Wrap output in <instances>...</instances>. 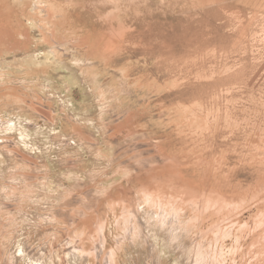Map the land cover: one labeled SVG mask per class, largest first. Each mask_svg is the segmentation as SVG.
<instances>
[{
  "label": "rangeland",
  "instance_id": "374dc122",
  "mask_svg": "<svg viewBox=\"0 0 264 264\" xmlns=\"http://www.w3.org/2000/svg\"><path fill=\"white\" fill-rule=\"evenodd\" d=\"M0 167V264H264V0H0Z\"/></svg>",
  "mask_w": 264,
  "mask_h": 264
},
{
  "label": "bare ground",
  "instance_id": "6f19581e",
  "mask_svg": "<svg viewBox=\"0 0 264 264\" xmlns=\"http://www.w3.org/2000/svg\"><path fill=\"white\" fill-rule=\"evenodd\" d=\"M49 9V8H48ZM52 9V8H51ZM50 9V10H51ZM48 12H49V10H48ZM50 15H51V13H49ZM87 64V63H86ZM88 64H89V62H88ZM87 64V65H88ZM91 65V64H90ZM89 66H87V68H88ZM90 68V67H89ZM117 95V94H116ZM127 111H128V109H127ZM127 116H128V113H127ZM130 116V115H129ZM126 120H127V118H125ZM120 125V124H119ZM8 141V140H7ZM11 142V141H10ZM5 144V143H4ZM3 144V145H4ZM8 145V144H7ZM156 156H158V155H156ZM161 158V157H160ZM76 161V160H75ZM75 161H73L74 163H75ZM70 163H71V161H70ZM71 164H73V163H71ZM73 168H75V167H73ZM141 168V167H140ZM3 170H4V168H2L1 169V167H0V175L2 174V172H3ZM71 171V170H70ZM6 172V171H5ZM12 175L10 176L9 174H8V179L10 180V179H12V180H15L16 178H15V176H14V174L13 173H11ZM6 175V174H5ZM21 181V180H20ZM40 182V181H39ZM31 185V184H30ZM8 187H9V185H8ZM10 188H11V186H10ZM25 188V187H24ZM36 188V187H35ZM66 188V187H65ZM64 188V189H65ZM26 189V188H25ZM41 191V190H40ZM43 191V190H42ZM18 192V193H17ZM16 192V195L13 197L14 199H16V197L17 198H19L20 196H18V195H21L22 194V192L21 191H17ZM5 193H6V189L4 188V185L3 186H1V184H0V204H1V200H2V197H3V194L5 195ZM34 193H36V190L35 189H33V190H28V195H27V197H23V198H21L22 200L24 199V201L25 202H27V200H28V198H31L32 196H33V194ZM45 193V192H44ZM144 195H145V202L146 203H153V202H155V203H153V204H156L155 206L157 207V209H156V214H158L157 215V217H156V221H157V226L159 225V227L160 228H164L165 227V224H170L169 226H170V232H168V233H171V231H172V233H173V235L175 234V232H173L174 231V223H176L175 222V218L173 217V215L174 214H171V216H170V213H169V207L168 208H164L163 207V209H162V206H166V205H170V204H167V202L165 203L164 202V200H163V198L161 197V195L158 193V192H151V191H148V190H144ZM41 194H43V192H41ZM40 194V195H41ZM46 194V193H45ZM36 195L37 194H35L34 196H35V198H36ZM43 196V195H42ZM45 196V195H44ZM34 198V197H33ZM42 199V198H41ZM53 204H54V199H53ZM174 202V201H173ZM89 203V202H88ZM92 203V202H91ZM90 203V204H91ZM94 203V202H93ZM170 203V202H169ZM176 203V202H175ZM174 203V204H175ZM198 203V202H197ZM204 203V202H203ZM199 205H201L200 203H198ZM10 205H12V204H10ZM92 205V204H91ZM95 205V204H94ZM203 205V204H202ZM201 205V206H202ZM204 205H205V203H204ZM5 206H9V204L7 205V204H5ZM13 206V205H12ZM200 206V207H201ZM206 206V205H205ZM42 207V206H41ZM40 207V208H41ZM138 207V206H137ZM160 207H161V209H160ZM199 207V206H198ZM1 208V207H0ZM52 208H54V207H52ZM139 208V207H138ZM172 208H174L175 210H174V212L173 213H177L178 212V207H175L174 205H172ZM206 208V207H205ZM217 208V207H216ZM218 208H220V207H218ZM217 208V209H218ZM36 209V208H35ZM159 209V210H158ZM50 212H49V216H53V213L55 212L54 210H52V209H48ZM130 210V209H129ZM146 210L147 209H145V212H146ZM22 213V216L21 217H23L24 215V219L23 220H27L28 221V226H29V229H31V230H36L38 227H40V225L42 224V222L44 221L43 220V218L44 217H42V215H44V214H46L45 212L43 213V214H39V215H37V217H35L34 215H33V213H31V215H27L28 214V212H25V210H20ZM19 211V212H20ZM130 211H132V212H130ZM130 211H128L129 213H130V217H127V218H125L124 219V224H125V229H124V231H125V234L123 235V236H121V240L119 241V243H120V245H122V242H124L126 239H128V240H131V239H133V240H135L134 239V237H135V234L137 233V232H139V231H136L135 229H136V225L134 224L135 222H134V214L136 213V211H137V209L135 208L134 210H130ZM202 211V210H201ZM148 212H150V211H148ZM30 213V212H29ZM151 213L153 214V212L151 211ZM155 213V212H154ZM179 213V212H178ZM141 214V213H140ZM146 214V213H145ZM151 214V215H152ZM199 214H201V212L199 213ZM203 214V213H202ZM139 215V214H138ZM150 215V214H149ZM11 216H13V215H11ZM126 216V215H125ZM144 216V215H143ZM170 216V217H169ZM197 216V215H196ZM202 216V215H201ZM201 216H199L198 215V217H201ZM135 217H137V216H135ZM141 217V216H140ZM153 217V216H152ZM155 217H153V218H155ZM16 216H13L12 217V220L13 221H9L8 222V225H12V224H15V225H12V227L13 226H16V225H18V221L16 220ZM124 218V217H123ZM138 218V220H139V216L137 217ZM136 218V219H137ZM141 218H143V217H141ZM202 219V218H201ZM11 220V219H10ZM138 220H137V222H138ZM145 220V219H144ZM176 220H178V219H176ZM15 221V222H14ZM69 221V220H68ZM21 222H22V220H21ZM140 222H142V220L140 219ZM147 222V221H146ZM155 222V221H154ZM142 224V223H141ZM141 224H138V229L140 230L141 229V233H142V228H139V225H140V227H141ZM143 225H144V223H143ZM156 225V224H155ZM154 225V226H155ZM159 227H158V229L157 230H159ZM147 229H148V227H147ZM150 229V228H149ZM165 229V228H164ZM220 231H221V229H219ZM143 231H144V229H143ZM146 231L147 230H145V234H146ZM159 232V231H158ZM161 232H163V230L162 231H160L159 232V234H162ZM224 232H225V230H224ZM223 232V233H224ZM18 231H16V234H15V232H13V234L11 235L12 237H18ZM164 233H166L165 231H164ZM54 234H55V232H54ZM54 234H52V235H54ZM140 234V233H139ZM144 234V233H143ZM158 234V235H159ZM178 234V233H177ZM219 234H221V232H219ZM224 234H226V233H224ZM233 234H234V232H233ZM122 235V234H121ZM138 235V234H137ZM165 234H162V236L163 237H166V235L164 236ZM169 235V234H168ZM10 236V237H11ZM45 236V235H44ZM143 236V235H142ZM145 236V235H144ZM148 236H150L149 234H148ZM221 236V235H220ZM11 237V238H12ZM139 237V236H138ZM170 237V236H169ZM168 237V238H169ZM174 237V236H173ZM236 238V237H235ZM51 239V238H50ZM144 239V238H143ZM237 239V238H236ZM144 240H146V239H144ZM148 240V239H147ZM166 240V239H165ZM168 241V240H167ZM29 242V241H28ZM49 242V241H48ZM47 242V243H48ZM130 242V241H129ZM136 242H137V239H136ZM27 243V240H25L23 243H22V246H21V248H19L18 247V249H17V251L16 252H14V254L12 255L11 254V256L8 258V260L10 259V261L12 262L14 259H16L17 257H23L24 256V254L25 253H27V254H29V257L30 258H34L33 256H31L30 254H31V250H29V248H27L26 246H25V244ZM134 243V242H133ZM149 243V242H148ZM20 244V243H19ZM155 244V243H154ZM153 244V245H154ZM175 244V243H174ZM29 245V244H28ZM46 245V244H45ZM101 245V244H100ZM153 245H152V247H153ZM119 246V245H118ZM150 246V245H149ZM79 247V246H78ZM151 247V246H150ZM45 248V247H44ZM43 248V252H44V254H43V257H42V259H40V258H38L37 260H36V262H40V264H50V262H49V259H47V258H45V255H47V256H49V258H51L52 260L54 259L53 258V256L54 255H51V253L50 252H47L46 251V249H44ZM75 248V247H74ZM154 248H156V247H154ZM80 249V248H79ZM86 249V248H85ZM96 249V248H95ZM183 249V248H182ZM87 250V249H86ZM70 251V250H69ZM97 251V250H96ZM95 251V252H96ZM151 251V250H150ZM147 252H148V250H147ZM97 253H98V251H97ZM155 253V252H154ZM17 254V255H16ZM100 254V253H99ZM149 254V253H148ZM151 254H153L152 252H151ZM107 255V254H106ZM157 255V254H156ZM114 256H115V251H111V252H109V255L107 256V264H116V262H115V260H114ZM154 256V254L152 255V257ZM106 257V256H105ZM24 258V257H23ZM70 258H72V257H70ZM154 258V257H153ZM155 258H156V256H155ZM158 258V257H157ZM18 260H19V258H17ZM68 260V259H67ZM160 260V259H159ZM8 263V262H7ZM9 264V263H8ZM12 264H14V263H12Z\"/></svg>",
  "mask_w": 264,
  "mask_h": 264
},
{
  "label": "crops",
  "instance_id": "0c3cea01",
  "mask_svg": "<svg viewBox=\"0 0 264 264\" xmlns=\"http://www.w3.org/2000/svg\"><path fill=\"white\" fill-rule=\"evenodd\" d=\"M150 260H151V258H150V257H148V258H145V259H144V263H143V264H145V263H147V262L149 263V262H150Z\"/></svg>",
  "mask_w": 264,
  "mask_h": 264
}]
</instances>
